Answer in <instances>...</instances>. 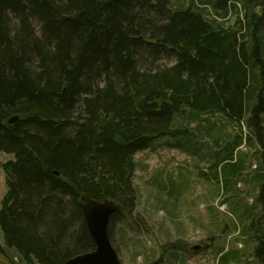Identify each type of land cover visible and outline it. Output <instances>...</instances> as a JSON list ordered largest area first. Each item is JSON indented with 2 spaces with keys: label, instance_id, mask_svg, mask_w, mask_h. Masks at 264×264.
<instances>
[{
  "label": "trees",
  "instance_id": "obj_1",
  "mask_svg": "<svg viewBox=\"0 0 264 264\" xmlns=\"http://www.w3.org/2000/svg\"><path fill=\"white\" fill-rule=\"evenodd\" d=\"M240 5L0 0V153L13 155L1 163V258L63 264L94 249L81 194L121 204L110 237L114 218L136 201L134 154L160 139L187 153L198 139L212 143L210 158L220 162L252 137L261 141L264 0ZM219 116L236 123L234 134L211 120ZM253 210L254 248L237 259L264 264V210ZM167 247L176 256L184 244Z\"/></svg>",
  "mask_w": 264,
  "mask_h": 264
},
{
  "label": "rangeland",
  "instance_id": "obj_2",
  "mask_svg": "<svg viewBox=\"0 0 264 264\" xmlns=\"http://www.w3.org/2000/svg\"><path fill=\"white\" fill-rule=\"evenodd\" d=\"M239 1L243 12V0ZM235 14L227 17L228 24L234 22ZM219 117L211 120L234 134L236 123ZM242 130L248 134L244 124ZM249 144L237 147L233 160L223 162L210 158L216 147L201 139L190 153L167 145L165 139L137 151L135 204L126 215L114 218L110 230L122 264H150L161 256L160 264H243L245 260L237 258L248 257L255 243L250 223L257 213L252 210H264L259 199L264 157H256V153L264 154V134L261 141L252 137ZM12 158L0 153V205L6 192L1 163ZM180 239L184 249L173 256L166 245ZM197 244L202 247H193Z\"/></svg>",
  "mask_w": 264,
  "mask_h": 264
},
{
  "label": "water",
  "instance_id": "obj_3",
  "mask_svg": "<svg viewBox=\"0 0 264 264\" xmlns=\"http://www.w3.org/2000/svg\"><path fill=\"white\" fill-rule=\"evenodd\" d=\"M79 206L95 247L90 251L67 259L63 264H122L108 233L110 218L114 213L120 211L121 204L107 197L103 199L92 198L83 192ZM0 264L8 263L0 260Z\"/></svg>",
  "mask_w": 264,
  "mask_h": 264
},
{
  "label": "crops",
  "instance_id": "obj_4",
  "mask_svg": "<svg viewBox=\"0 0 264 264\" xmlns=\"http://www.w3.org/2000/svg\"><path fill=\"white\" fill-rule=\"evenodd\" d=\"M238 246H240V243L238 244ZM237 252L240 253V255H244L243 251H241V250H237Z\"/></svg>",
  "mask_w": 264,
  "mask_h": 264
},
{
  "label": "flooded vegetation",
  "instance_id": "obj_5",
  "mask_svg": "<svg viewBox=\"0 0 264 264\" xmlns=\"http://www.w3.org/2000/svg\"><path fill=\"white\" fill-rule=\"evenodd\" d=\"M193 247H196V248H201V247H202V245H201V244H197V245H195V246H193Z\"/></svg>",
  "mask_w": 264,
  "mask_h": 264
}]
</instances>
